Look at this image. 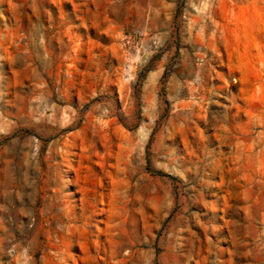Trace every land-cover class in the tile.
<instances>
[{
    "label": "rangeland",
    "instance_id": "obj_1",
    "mask_svg": "<svg viewBox=\"0 0 264 264\" xmlns=\"http://www.w3.org/2000/svg\"><path fill=\"white\" fill-rule=\"evenodd\" d=\"M0 264H264V0H0Z\"/></svg>",
    "mask_w": 264,
    "mask_h": 264
}]
</instances>
